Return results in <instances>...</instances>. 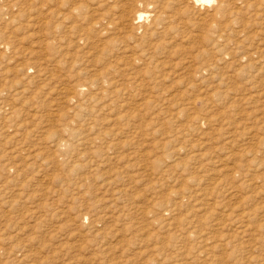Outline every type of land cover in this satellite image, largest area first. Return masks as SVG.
I'll list each match as a JSON object with an SVG mask.
<instances>
[{"label": "rangeland", "instance_id": "374dc122", "mask_svg": "<svg viewBox=\"0 0 264 264\" xmlns=\"http://www.w3.org/2000/svg\"><path fill=\"white\" fill-rule=\"evenodd\" d=\"M199 3L0 0V264H264V0Z\"/></svg>", "mask_w": 264, "mask_h": 264}, {"label": "bare ground", "instance_id": "6f19581e", "mask_svg": "<svg viewBox=\"0 0 264 264\" xmlns=\"http://www.w3.org/2000/svg\"><path fill=\"white\" fill-rule=\"evenodd\" d=\"M193 1H195V3H197V2L200 1V3H201V1L203 2V1H208V0H193ZM200 3H199V4H200ZM142 16H143V14H139V18H142Z\"/></svg>", "mask_w": 264, "mask_h": 264}]
</instances>
